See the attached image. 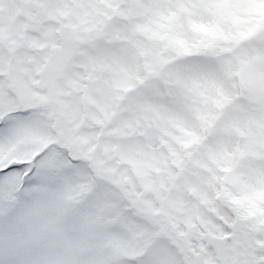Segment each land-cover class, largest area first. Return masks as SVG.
<instances>
[{
  "label": "snow or ice",
  "instance_id": "1",
  "mask_svg": "<svg viewBox=\"0 0 264 264\" xmlns=\"http://www.w3.org/2000/svg\"><path fill=\"white\" fill-rule=\"evenodd\" d=\"M0 264H264V0H0Z\"/></svg>",
  "mask_w": 264,
  "mask_h": 264
}]
</instances>
